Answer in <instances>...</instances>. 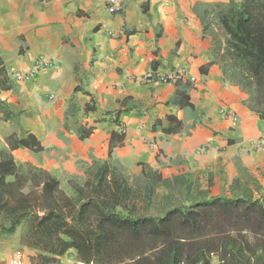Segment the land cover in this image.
Listing matches in <instances>:
<instances>
[{
    "label": "crops",
    "instance_id": "obj_1",
    "mask_svg": "<svg viewBox=\"0 0 264 264\" xmlns=\"http://www.w3.org/2000/svg\"><path fill=\"white\" fill-rule=\"evenodd\" d=\"M230 1L242 0H117L109 13L107 0H0V68L12 85L0 88V147L32 138L33 149L12 150L15 162L46 170L65 192L108 159L133 173L146 164L165 177L211 178L212 196L227 193L239 166L261 179L264 147L253 141L264 120L224 79L194 13ZM171 71L182 80L140 81ZM16 73L34 78L16 82ZM186 85L193 119L175 103ZM169 117L180 132H163Z\"/></svg>",
    "mask_w": 264,
    "mask_h": 264
},
{
    "label": "trees",
    "instance_id": "obj_2",
    "mask_svg": "<svg viewBox=\"0 0 264 264\" xmlns=\"http://www.w3.org/2000/svg\"><path fill=\"white\" fill-rule=\"evenodd\" d=\"M194 13L224 79L264 120V0L201 4ZM11 87L0 68V88ZM187 89L175 103L193 119ZM129 111L113 113V123ZM167 121L164 133L182 130V121ZM31 141L0 147V240L19 232L29 264H59L69 252L76 264H264V175L239 166L227 193L212 196L211 178L165 177L146 164L133 173L108 159L65 192L46 170L15 162L12 150L33 149Z\"/></svg>",
    "mask_w": 264,
    "mask_h": 264
},
{
    "label": "built area",
    "instance_id": "obj_3",
    "mask_svg": "<svg viewBox=\"0 0 264 264\" xmlns=\"http://www.w3.org/2000/svg\"><path fill=\"white\" fill-rule=\"evenodd\" d=\"M107 10L109 13H115L118 10L117 0H107ZM34 78V73L29 74H19L14 75V80L16 82H26ZM182 80L181 72H169L167 74H149L140 79L143 83H163V84H175L177 81ZM229 113V112H228ZM226 113V114H228ZM255 147H264V132L261 136L253 141ZM0 264H25L20 258H10L0 262Z\"/></svg>",
    "mask_w": 264,
    "mask_h": 264
},
{
    "label": "rangeland",
    "instance_id": "obj_4",
    "mask_svg": "<svg viewBox=\"0 0 264 264\" xmlns=\"http://www.w3.org/2000/svg\"><path fill=\"white\" fill-rule=\"evenodd\" d=\"M138 173V172H134ZM19 232L12 238L6 241H0V261L10 258H20L25 264H29L28 257L31 253L26 249H21L19 245ZM59 264H76L75 254L73 252L67 253L60 259Z\"/></svg>",
    "mask_w": 264,
    "mask_h": 264
}]
</instances>
